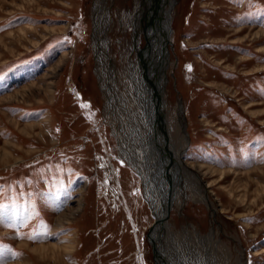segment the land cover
I'll return each mask as SVG.
<instances>
[{"label": "rangeland", "instance_id": "1", "mask_svg": "<svg viewBox=\"0 0 264 264\" xmlns=\"http://www.w3.org/2000/svg\"><path fill=\"white\" fill-rule=\"evenodd\" d=\"M142 1L0 0V264H156L144 170L121 153L147 132ZM171 21L158 98L184 170L161 128L156 253L264 264V38L235 32L264 30V0H175Z\"/></svg>", "mask_w": 264, "mask_h": 264}, {"label": "bare ground", "instance_id": "2", "mask_svg": "<svg viewBox=\"0 0 264 264\" xmlns=\"http://www.w3.org/2000/svg\"><path fill=\"white\" fill-rule=\"evenodd\" d=\"M174 3H175V0H143L142 5H140L138 7L139 12H138V14H136V21H135L134 25L135 26L138 25V21L140 19L139 16L141 17V13L144 14V12H145L146 17L144 20L146 23L145 31H146V37H147V45H146L144 50L140 51V57L142 58V60L144 62L145 70L142 73L143 78L141 79L140 84L138 85V87H136L138 89L137 90V96L140 99V102L142 101L141 103H143V106H142L143 115L139 116L138 118H139V120L141 118H145V121H144V119H143V121L147 125V132H146L145 136L141 135V140H140L141 144L140 145L143 147L142 155H138L139 157H137V154L134 155L135 153H130V151L125 150V149H122L123 152H121L122 154H124L125 158L128 159V161H131L130 163H132L135 168L136 167L139 168L138 169L139 174L141 173L140 170H142V169L144 170L143 173H141V175L143 177V187H144V191H145V199L147 200V202L150 205L151 211L154 215V219L156 222L155 227L153 225L150 228L149 236H150V239L152 240L151 243L154 247V252H155L157 264H168L167 263L168 261L161 260L159 258L160 255L156 253L158 251V248H159V239H160V234H161V229H162V224H163V220H162L163 214L161 211L163 210L164 205H162L161 201H162V198L165 197V195H163V197H162L160 190L155 189L153 184H154V182L159 180L160 177H162V176H159L160 174L159 175L156 174L157 177L151 176V173L154 171V168H155V171L158 169L157 173L161 172L160 167H159L160 165L156 168L155 164L152 163V157L154 160L155 155H156V157L160 156L158 153H159V151H161V148L157 149L156 146L157 145L159 146L157 138H159V132H160L161 128H163V137H165V142L167 144V147L171 151L170 152L171 161H172L171 164H173V165L175 164V167L178 165L181 167L182 170H184V167H182L180 160H179V154L173 153L174 152L173 151L174 150V144L172 143L171 137L168 135L166 122L162 118L163 115L161 112V105L159 103L161 101V98L160 99L158 98L159 95H161V92H162L164 84H165V79H166L165 72H164V69L166 68V65H167V62H166V60H167L166 44L169 42L168 37L170 38V36H169L170 32H171L170 28L172 27L171 26L172 25L171 8H172ZM97 7H99V6H97ZM142 9H143V11H142ZM98 11H99V9H98ZM95 26L96 27H95L94 39L96 41H98L99 36H98V32H97V30H98L97 22H95ZM235 32L236 33H244L245 32L246 35L252 34L253 37H256L258 39L264 38V30L258 29V28L257 29L245 28V27L240 26V27L236 28ZM249 60H250L249 57H245V59H244V61H249ZM32 83H34V82H32ZM104 85H105V87L104 86L103 87L106 89L105 92H109V89L107 88L105 83H104ZM44 86L47 87L48 83H46ZM28 90L30 92L33 91V89H28ZM108 94H110V93H108ZM12 97L13 96L11 94H6V96L4 95V96L0 97V102L3 101L4 99H10ZM251 104H253V103H250V105ZM183 118L184 117L182 115L179 116L178 121H179V127L181 126L182 127V128L180 127L181 130L183 129V131H184L185 120ZM15 123L17 125H20L18 122H16V120H15ZM162 123L163 124L165 123V125L162 126ZM140 124L143 126L142 121L140 122ZM143 129H141L142 134H143ZM22 131L26 132L27 130H25V128H22ZM183 135H184V133H183ZM186 143L188 144V139L186 140V137H185V140H184L183 145L181 146V149L183 147H185ZM157 150H158V152H156ZM181 152L182 151H180L179 153H181ZM156 161L157 160H155V162ZM162 163H164V162H162ZM204 174H206V172ZM164 176L165 177H162V179H161L162 181L160 183H163V180L166 181L165 180L166 175H164ZM159 186H161V185H159ZM164 191H165V189H164ZM196 194L198 195V193H196ZM74 200H78V199H74ZM79 207L77 208L78 210H79ZM70 215H71V213H68V214L67 213H65V214L61 213L60 215H58L57 220L66 221L67 219L71 218ZM41 248H44V245L41 246ZM70 248H72V247H70ZM67 252H69V251H67ZM171 263H173V262H171ZM10 264H12V263H10Z\"/></svg>", "mask_w": 264, "mask_h": 264}, {"label": "snow or ice", "instance_id": "3", "mask_svg": "<svg viewBox=\"0 0 264 264\" xmlns=\"http://www.w3.org/2000/svg\"><path fill=\"white\" fill-rule=\"evenodd\" d=\"M82 107H85V108H86V107H88V106H87V105H82ZM3 207H4L3 205H0V211L3 210ZM13 255H14V254H13Z\"/></svg>", "mask_w": 264, "mask_h": 264}, {"label": "water", "instance_id": "4", "mask_svg": "<svg viewBox=\"0 0 264 264\" xmlns=\"http://www.w3.org/2000/svg\"><path fill=\"white\" fill-rule=\"evenodd\" d=\"M146 43H147V41H146ZM148 237H149V235H148ZM149 240H150V238H149ZM152 247H153V245H152ZM153 254H154V256H155L154 247H153ZM155 262H156V257H155ZM156 264H157V263H156Z\"/></svg>", "mask_w": 264, "mask_h": 264}]
</instances>
